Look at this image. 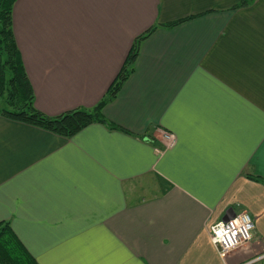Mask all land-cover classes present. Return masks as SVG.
Wrapping results in <instances>:
<instances>
[{"label":"crops","instance_id":"obj_1","mask_svg":"<svg viewBox=\"0 0 264 264\" xmlns=\"http://www.w3.org/2000/svg\"><path fill=\"white\" fill-rule=\"evenodd\" d=\"M156 24L103 110L124 130L64 138L0 115V222L38 264H239L263 247L264 0H16L35 105L95 106ZM160 127L177 135L162 155ZM242 211L254 238L223 259L210 227Z\"/></svg>","mask_w":264,"mask_h":264},{"label":"trees","instance_id":"obj_2","mask_svg":"<svg viewBox=\"0 0 264 264\" xmlns=\"http://www.w3.org/2000/svg\"><path fill=\"white\" fill-rule=\"evenodd\" d=\"M16 0H0V115L15 121L41 127L64 138H71L86 126L106 123L112 129L124 130L108 120L103 110L116 96L133 70L142 42L158 27L156 24L137 36L130 53L106 95L93 107H79L50 116L35 105V92L27 74L13 25ZM185 19L165 24L175 26ZM0 264H38L17 237L9 221L0 222Z\"/></svg>","mask_w":264,"mask_h":264},{"label":"built area","instance_id":"obj_3","mask_svg":"<svg viewBox=\"0 0 264 264\" xmlns=\"http://www.w3.org/2000/svg\"><path fill=\"white\" fill-rule=\"evenodd\" d=\"M162 145L156 148L158 153H162L165 147L173 146L177 141V136L172 131L160 127ZM254 219L250 213L242 211L227 220L218 221L210 227V238L218 249L220 255L226 258L227 255L250 242L254 238ZM254 260H249L241 264H251L252 262L264 260V247L255 255ZM229 264V263H228Z\"/></svg>","mask_w":264,"mask_h":264},{"label":"rangeland","instance_id":"obj_4","mask_svg":"<svg viewBox=\"0 0 264 264\" xmlns=\"http://www.w3.org/2000/svg\"><path fill=\"white\" fill-rule=\"evenodd\" d=\"M2 104H3V103H2L1 100H0V106H1ZM175 135H176V134H175ZM176 136H177V135H176ZM174 145H175V144H174ZM174 145H173V146H174ZM171 147H172V146H171ZM156 148H157V147H156ZM169 148H170V147H165V148L163 149L164 151H163L162 153H158L157 151H156V152L158 153V155H162V154H163L164 152H166V150H168ZM263 247H264V244H263ZM235 250H236V249H235ZM233 251H234V250H233ZM233 251H231V252H233ZM231 252H230V253H231ZM230 253H229V254H230ZM229 254L227 255V257L229 256ZM221 257H222V256H221ZM255 257H256V256L252 257V258H251V261L254 260ZM222 258H223V257H222ZM223 259H226V258H223ZM224 261H226V260H224ZM226 264H228V262H227ZM229 264H230V263H229ZM239 264H241V263H239ZM251 264H264V260L255 261V262H252Z\"/></svg>","mask_w":264,"mask_h":264},{"label":"water","instance_id":"obj_5","mask_svg":"<svg viewBox=\"0 0 264 264\" xmlns=\"http://www.w3.org/2000/svg\"><path fill=\"white\" fill-rule=\"evenodd\" d=\"M236 214H234V215H228V216H226V217H224V220H227V219H229V218H231V217H234Z\"/></svg>","mask_w":264,"mask_h":264}]
</instances>
